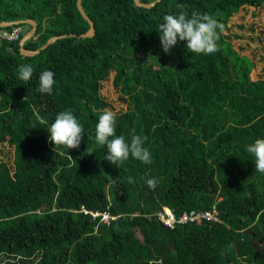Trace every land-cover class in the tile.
<instances>
[{
	"label": "trees",
	"instance_id": "16d2710c",
	"mask_svg": "<svg viewBox=\"0 0 264 264\" xmlns=\"http://www.w3.org/2000/svg\"><path fill=\"white\" fill-rule=\"evenodd\" d=\"M139 1L155 4L81 0L96 30L84 36L78 0H0V22L37 21L23 47L41 49L21 52L30 23L0 26L22 27L0 37V264H264V174L243 150L264 137V0ZM192 10L222 26L218 50L192 54L179 40L163 53L155 26ZM27 63L25 83L16 72ZM45 69L51 95L36 91ZM69 109L84 140L55 149L36 127ZM104 110L117 135L147 137L151 164L104 159L94 135Z\"/></svg>",
	"mask_w": 264,
	"mask_h": 264
},
{
	"label": "clouds",
	"instance_id": "9594fccd",
	"mask_svg": "<svg viewBox=\"0 0 264 264\" xmlns=\"http://www.w3.org/2000/svg\"><path fill=\"white\" fill-rule=\"evenodd\" d=\"M218 30L222 26L213 16L206 12L192 10L191 13L180 11L178 13L165 14L161 22L155 26L159 35V42L163 53L171 54L172 49L179 40H186L185 47L193 53L210 55L215 53L219 39ZM34 68L30 63L20 64L16 75L17 79L27 83L33 77ZM55 73L45 69L39 73L36 91L39 94L51 95L56 85ZM38 120L43 123L40 117ZM44 128L48 133V140L55 149L64 146L68 150L78 148L84 140L85 133L81 122L72 110H62L55 115V119ZM117 114L111 110L102 111L95 124V142L106 148L104 159L113 166L120 167L129 159L148 165L152 162V154L146 146L147 137L130 130L128 136L117 135ZM243 150L253 158L254 171L264 174V137L255 138L252 142L244 145ZM70 159H73L69 155ZM145 182L149 187H155L157 177L146 176ZM129 184L135 183L132 176L128 177Z\"/></svg>",
	"mask_w": 264,
	"mask_h": 264
},
{
	"label": "water",
	"instance_id": "95a60500",
	"mask_svg": "<svg viewBox=\"0 0 264 264\" xmlns=\"http://www.w3.org/2000/svg\"><path fill=\"white\" fill-rule=\"evenodd\" d=\"M136 3L140 6H146V7H151L152 5L155 4V2L153 3H150V4H143L141 3L139 0H136ZM78 6H79V9L80 11L82 12V14L89 20L90 22V29L84 33L83 35L84 36H92L95 34L96 30H95V25H94V22L88 17V15L86 14L82 4H81V0H78ZM21 22H27V23H30L33 27L32 29L22 38L21 40V52L22 53H26V54H29V55H35L37 53H39L41 51V49H38V50H26L23 45H24V42L26 41L27 38L31 37L32 35H34L36 29H37V21L35 19H26V20H16V21H8V22H0V26H8V25H15V24H20ZM59 38V36H54L52 38H50L47 42V44H45L43 46L46 47L49 43L53 42L55 39ZM42 208L43 210L46 209V203L44 202L43 205H42Z\"/></svg>",
	"mask_w": 264,
	"mask_h": 264
},
{
	"label": "built area",
	"instance_id": "2783aa9c",
	"mask_svg": "<svg viewBox=\"0 0 264 264\" xmlns=\"http://www.w3.org/2000/svg\"><path fill=\"white\" fill-rule=\"evenodd\" d=\"M22 27L21 26H14V28L11 31L8 30H0V37L1 38H7V39H11V40H15L19 37L20 33H21ZM168 214H170L169 218H165L164 215L161 214V217H163V219L165 220V222L167 224H172L173 220H174V216L173 214L168 211ZM200 215V214H199ZM201 216H204L206 218L209 219H214V220H218V217L215 215V213H210V212H203L201 214ZM186 219V215L183 216L182 220Z\"/></svg>",
	"mask_w": 264,
	"mask_h": 264
},
{
	"label": "rangeland",
	"instance_id": "374dc122",
	"mask_svg": "<svg viewBox=\"0 0 264 264\" xmlns=\"http://www.w3.org/2000/svg\"><path fill=\"white\" fill-rule=\"evenodd\" d=\"M169 211V213L171 212V210L170 209H167V212Z\"/></svg>",
	"mask_w": 264,
	"mask_h": 264
}]
</instances>
